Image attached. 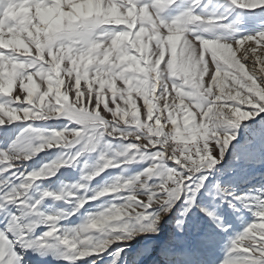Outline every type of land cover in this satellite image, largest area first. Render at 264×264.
<instances>
[{
    "label": "snow or ice",
    "instance_id": "1",
    "mask_svg": "<svg viewBox=\"0 0 264 264\" xmlns=\"http://www.w3.org/2000/svg\"><path fill=\"white\" fill-rule=\"evenodd\" d=\"M237 9L264 0H0V264H121L178 203L227 232L218 194L251 214L220 264H264V193L209 179L264 112V19Z\"/></svg>",
    "mask_w": 264,
    "mask_h": 264
},
{
    "label": "rangeland",
    "instance_id": "2",
    "mask_svg": "<svg viewBox=\"0 0 264 264\" xmlns=\"http://www.w3.org/2000/svg\"><path fill=\"white\" fill-rule=\"evenodd\" d=\"M216 3L217 0H213V5ZM238 17L248 18L249 21L264 19V9H237L229 20ZM255 30L256 24L252 22L241 26V34ZM229 131L234 134V139L228 144L223 158L215 165L209 177L211 185L218 184L233 195L264 193V112L243 121L238 129ZM40 155L45 156V153ZM68 171L73 176L78 175V172ZM200 203L228 222L227 232L217 229L198 206H194L186 217H181L183 209L178 203L160 221L155 234L137 236L128 242L121 264H125V261L126 264H220L229 239L243 230L245 222L251 220V214L235 213L223 194L216 195L214 200L205 197ZM178 219L184 220L182 230L177 227ZM143 249L148 250L147 254L138 256ZM25 264L36 262L29 256ZM51 264L56 262L52 261Z\"/></svg>",
    "mask_w": 264,
    "mask_h": 264
}]
</instances>
